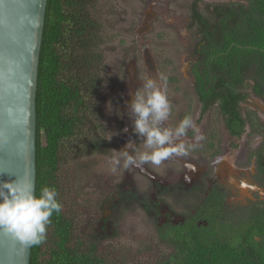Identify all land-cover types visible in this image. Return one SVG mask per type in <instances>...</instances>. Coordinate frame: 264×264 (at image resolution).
Wrapping results in <instances>:
<instances>
[{
    "label": "rangeland",
    "instance_id": "374dc122",
    "mask_svg": "<svg viewBox=\"0 0 264 264\" xmlns=\"http://www.w3.org/2000/svg\"><path fill=\"white\" fill-rule=\"evenodd\" d=\"M194 1L86 0L83 10L97 44L90 54L92 65L79 73L85 82L82 97L96 105V115L85 121L72 140L64 142L58 180L63 190V206L74 221L76 236L93 240L109 237L99 242L97 252L118 259L122 264H155L168 251L158 238L157 228L166 221L177 222L184 211H193L206 190L202 179L223 162L231 145H235L222 133V156L206 163L205 154L196 152L201 145L197 135L185 141L191 146L186 156H174L158 166L146 163L128 168L123 167L121 160L117 170L112 171L117 151L130 141L137 148L136 155L150 151L145 148L143 139L134 134L133 120L129 116L135 92L143 93L144 81L156 78L147 71L145 61L155 65L158 78H164L171 102V112L164 126L175 129L186 117L190 103L194 105L191 102L194 100L193 80L188 71L191 45L196 38L193 30L186 28ZM214 1L202 0L199 7L203 8L204 2ZM230 2L242 3L243 0L217 3ZM142 16L154 21L150 30L139 34ZM148 41L151 52L144 56L142 50ZM92 85L95 89L90 97ZM250 99L258 103L253 110L259 111L257 115L263 122L264 103L254 96ZM191 118L195 127L204 124L200 135H205L206 130L219 129L213 122L214 111L201 124L196 123L197 115ZM94 141H99L100 153H92L90 147ZM255 144L257 147L255 138L250 137L248 151L254 150ZM190 165L204 172L201 178L187 168ZM189 176L197 178V184L202 185L184 186ZM165 187L170 189L168 194L161 192Z\"/></svg>",
    "mask_w": 264,
    "mask_h": 264
},
{
    "label": "trees",
    "instance_id": "16d2710c",
    "mask_svg": "<svg viewBox=\"0 0 264 264\" xmlns=\"http://www.w3.org/2000/svg\"><path fill=\"white\" fill-rule=\"evenodd\" d=\"M200 1L193 3L189 28H195L190 63L196 77L192 85L202 100L201 119L209 111L219 113L235 137L242 135L248 122L252 134L263 138L256 154L264 170V121L250 110L244 120L238 109L251 96L264 102V0H246L248 6L230 2L204 8L199 7ZM85 6L86 0H48L36 98V195L44 187H54L62 210L52 215L45 241L31 245L30 264H122L97 252L99 242L109 237L76 236L58 180L64 142L72 140L94 114L90 101L82 97L85 82L79 73L92 65L90 54L97 44L83 16ZM93 89L94 85L90 97ZM219 132L206 130L204 137L214 155L220 153ZM90 148L92 153L102 149L99 141ZM161 192L168 194L170 189ZM200 200L177 222L166 221L157 228L168 251L155 264H264V202L239 215L214 189L205 190Z\"/></svg>",
    "mask_w": 264,
    "mask_h": 264
},
{
    "label": "water",
    "instance_id": "95a60500",
    "mask_svg": "<svg viewBox=\"0 0 264 264\" xmlns=\"http://www.w3.org/2000/svg\"><path fill=\"white\" fill-rule=\"evenodd\" d=\"M47 5L48 0H0V182L31 181L35 194L36 98ZM143 21L142 30H150L154 20ZM145 64L159 79L155 65ZM30 261L31 245L0 229V264Z\"/></svg>",
    "mask_w": 264,
    "mask_h": 264
},
{
    "label": "clouds",
    "instance_id": "9594fccd",
    "mask_svg": "<svg viewBox=\"0 0 264 264\" xmlns=\"http://www.w3.org/2000/svg\"><path fill=\"white\" fill-rule=\"evenodd\" d=\"M142 16L139 34H142L144 21ZM194 34V33H193ZM148 41L142 53L148 49ZM164 78H149L142 84L143 93L137 90L129 105V116L133 120V132L144 141V146L150 151L136 155L137 148L129 142L120 149L118 156L113 159L112 171H116L123 160V167L139 166L146 163L160 165L174 156H186L191 147L186 144L184 137L189 129L195 128L191 116H186L173 129L164 126L171 112L164 87ZM202 135L197 140H202ZM58 193L54 187H44L39 196L35 194L31 181H2L0 182V229L13 235L27 245H40L47 236V229L54 213L59 214L62 205L57 199Z\"/></svg>",
    "mask_w": 264,
    "mask_h": 264
},
{
    "label": "flooded vegetation",
    "instance_id": "af4514ba",
    "mask_svg": "<svg viewBox=\"0 0 264 264\" xmlns=\"http://www.w3.org/2000/svg\"><path fill=\"white\" fill-rule=\"evenodd\" d=\"M214 3L217 2H204L203 8L206 4H214ZM242 4H244L245 6L249 5L246 0H243ZM192 7L193 4L190 7L189 15L187 19L186 28L188 27V29H190L189 23L192 21L190 16ZM191 29H193L192 32L195 33L194 26ZM194 43L195 42H192L191 48L194 46ZM191 65L188 72L191 76V79L194 81L196 77L192 73ZM192 90L194 92L193 93L194 100L191 102H193L194 105L190 103V106L188 107L190 110L187 111L185 116L193 117L194 115H197L198 119L196 120V123L201 124L208 115L213 113V110L206 113L201 119L200 113H201L202 100L200 99V96L197 95L193 85H192ZM255 100H261V99L256 98ZM249 103L251 105H248ZM92 106H93V110L95 111L96 105H94V103H91V107ZM214 107H219V106L218 104H215ZM255 107H258V103L254 100L252 101L250 97H248L244 100L242 104H240V107L238 109L240 114H242V118L246 120L247 112H248L247 109L259 113L258 110H253ZM191 113L193 114L191 115ZM93 115L95 116L96 113H94ZM214 115H215V119L218 120V123L214 121L215 119L213 120V122H215L217 126H219V129L216 128L214 130H217V132L220 131L219 133L222 138V143L224 140L222 133H224L232 140L233 142L232 144L235 145H231L230 147L231 149L229 148V154L223 157L224 158L223 162L221 164L216 165L215 168H213V172L210 175L204 176V178L202 179V181L204 182L202 184H204V186L206 187L207 192L212 189H214V191H217L218 194L221 195V198L223 199L228 209H231L232 212H239V215H242L241 214L242 212H246V211L251 212L256 206H260L261 203L264 202V170L260 169V166L258 164V160L260 159V156L256 154L258 149L260 148V144L262 143L263 138L257 134H252L251 127L248 122H246L244 132L242 133V135L240 137H235L226 128V124L223 122L222 116L219 113H217V115L214 113ZM203 125L204 124L196 125L195 128L199 130L198 132L196 131V133L193 131V129H189L187 135L183 138L184 141L189 142L195 139L197 135H200L201 127ZM202 136L206 137V133L205 135L203 133ZM250 137H254L258 145L256 147L255 144V149L252 151H248L247 149V144ZM200 143L201 145L198 146V148H196L197 149L196 152H203L205 154V157L203 158H206V163H209L210 159L215 160L219 156H222V152L214 155L213 150L209 149L207 147L206 142H204V138L200 140ZM222 143L220 145V148H223ZM187 168L190 169V171L193 174H197L198 177L200 178L204 174L203 171L196 169V167L194 168L192 165H190ZM198 182L199 180H197V178L189 176V181L184 183V186H188L190 183H194V186L196 187L202 185V184H197Z\"/></svg>",
    "mask_w": 264,
    "mask_h": 264
}]
</instances>
